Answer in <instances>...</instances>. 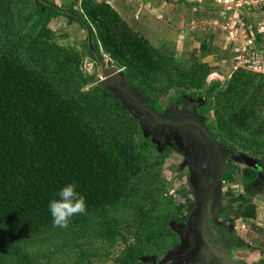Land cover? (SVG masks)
I'll use <instances>...</instances> for the list:
<instances>
[{"label":"trees","instance_id":"obj_1","mask_svg":"<svg viewBox=\"0 0 264 264\" xmlns=\"http://www.w3.org/2000/svg\"><path fill=\"white\" fill-rule=\"evenodd\" d=\"M18 1L0 0V264H33L24 237L43 243L63 233H85L130 209L139 220L133 242L124 238L127 251L116 262L149 264L141 259L161 257L180 242L171 218L183 222L194 207L193 200L177 204L166 191L161 171L172 150L160 153L139 118L110 90L85 87L93 77L83 73L78 52L55 42L53 18L64 16L86 32L91 58L101 62L102 51L107 54L157 110L156 83L193 88L207 100L203 112H213L215 136L264 164V74L238 67L225 81L209 84L212 73L221 72L204 61L213 53L210 39L203 38L189 60L177 58L98 0H81L80 12L34 0L37 16L26 29L12 12ZM69 181L77 183L87 211L65 228L54 227L47 206ZM239 212L228 214L236 218Z\"/></svg>","mask_w":264,"mask_h":264},{"label":"rangeland","instance_id":"obj_2","mask_svg":"<svg viewBox=\"0 0 264 264\" xmlns=\"http://www.w3.org/2000/svg\"><path fill=\"white\" fill-rule=\"evenodd\" d=\"M171 1L172 3H170ZM171 1L169 2L168 15L166 16L165 14V21L171 25L168 26L170 30L168 31L167 29L168 34L163 36H152L151 39L153 40L151 41L166 53L174 52L177 58L189 60L190 52L198 49L203 38L212 40L214 44L213 53L204 58V61L218 66L221 72L212 73L209 84L218 79L225 81L227 74L240 64V62L236 63L235 52L238 48L244 49L241 33L245 30L249 34V26L253 23L259 24L258 29L260 31L255 28L253 33L256 36L259 32L260 40L257 41V45L264 49V0H239L236 3L237 6L234 7L233 14L242 12L240 18H244L245 27L242 28L239 25L238 32L240 33L236 32L233 36H230V31L223 32L218 28L212 27L209 20L205 19L207 16L214 17L215 0H202L201 4L204 6L199 10L196 7H190L186 2ZM81 4L82 2H74L71 4L72 6H67L64 9L69 10L74 7L80 12ZM12 12L19 19L20 27L23 25L26 29L37 16L34 0H19L13 5ZM28 17H31L32 21H26ZM191 17H197L196 19L201 21L199 27L202 31H199V39L201 40L195 43L193 38L177 41L175 39L176 32L180 31L181 21ZM25 21L27 24H25ZM165 21H162L161 24H167ZM49 27L57 33L56 43L70 47L82 56L81 69L83 73L87 78L93 77L85 86L86 88L95 85L99 80V73L102 69L113 65L123 69L103 51L101 62L94 61L84 45L86 32L82 29H76L77 25L68 24V19L64 16L53 18ZM188 29L191 30H188L189 32H192L190 27ZM127 82L130 86L136 88L140 94L139 87L131 84L128 79ZM155 87V94H159V112L164 111L169 106H174L178 102L191 99L200 103L199 112L202 114L205 123L211 128L210 123L213 121L214 116L212 111L203 112L207 103L204 96L194 95L195 90L193 88L167 87V82H158ZM141 96L148 105H151L147 96ZM141 126L144 135L152 139L160 153L172 150L165 158L161 171V178L167 181L166 191L168 194L173 197L174 202L177 204L186 203L189 200L196 201L201 195L204 186L211 182V171L208 169L204 170V177L199 179L198 174L189 168L186 161L188 150L178 132L168 133L165 138V144L162 145L154 140L153 133H149L144 125ZM211 130L213 131L212 128ZM219 141L224 146L233 148L237 153L236 156L229 158L230 165L224 169L222 199L218 210L215 212L216 214L218 212L221 221L233 223L232 227L224 225L223 222L222 225L220 224L221 229L227 228L229 235L235 240L229 252L230 257L236 264H264V164L259 158L247 154L231 144ZM154 199V196L147 199V204L151 205L149 201ZM244 201L247 203L243 211L239 212L237 209L240 208L241 203H244ZM229 209L232 210L229 212L236 214L239 212L240 216L236 218L230 217L228 214ZM216 214L210 218L212 224H215ZM138 220L139 216L135 210H122L112 213L106 220L107 224L101 227L93 225L85 233L80 230L63 233L61 237H49L43 243H32V240L24 237L26 241L23 244V248H26L31 258L34 259L32 260L33 264H117L116 260L124 257L127 251L128 243L124 238L128 237L130 242H133ZM169 223L178 233L183 229L184 224L179 223L175 218H171ZM114 228L119 230L120 233H115ZM98 229L104 231L99 233L97 232ZM109 230L112 234L106 233ZM67 237H69L68 240L66 239ZM180 239L174 250H168L161 257L148 256V258L160 263L172 255L181 253L187 247V239L184 238L182 240L181 237ZM141 260L144 262L148 261L145 258ZM147 263L152 264L150 261ZM208 263L214 264L211 258H209Z\"/></svg>","mask_w":264,"mask_h":264},{"label":"water","instance_id":"obj_3","mask_svg":"<svg viewBox=\"0 0 264 264\" xmlns=\"http://www.w3.org/2000/svg\"><path fill=\"white\" fill-rule=\"evenodd\" d=\"M98 84L103 85L119 98L124 107L140 119L141 125L147 126L148 132L156 131L157 138H162L166 130L178 131L181 136L187 139L192 148V154L194 153L201 163L203 162V167L197 168V171L191 170L198 174L199 179L204 177L203 171L206 169L210 170L212 174V182L207 184L203 196L196 201L195 207L188 217L189 239L191 242L194 241L195 247L183 255L171 256L160 263L152 261L148 257L144 258L152 264H174L190 257L193 253L196 254L198 249L206 245L214 254L217 264H236L227 253L230 248L229 244L222 245L226 239L225 235L219 233L209 222L207 215L210 201L212 209L216 211L220 204L224 167L229 166L224 155L233 154V151L220 145L209 128L194 113V110V112H190L187 109L176 108L168 109L163 114L158 113L147 104L136 88L129 85L125 72L116 65L100 71L99 80L95 85ZM208 260L209 258L205 264H209Z\"/></svg>","mask_w":264,"mask_h":264},{"label":"crops","instance_id":"obj_4","mask_svg":"<svg viewBox=\"0 0 264 264\" xmlns=\"http://www.w3.org/2000/svg\"><path fill=\"white\" fill-rule=\"evenodd\" d=\"M57 6L65 8L72 6L74 2H81V0H50ZM171 0H114L110 5L118 12V14L127 21V23L135 30L142 33L152 43V36H163L168 34V24L165 20V14L168 15ZM180 2H186L190 7H196L197 10L201 9L204 5L201 4L202 0H178ZM170 2V3H169ZM197 17H191L185 21H181L179 28L180 31L176 32L177 41H183L186 38L189 40L193 38V42H197L199 39V31H201V21L196 19ZM209 20L208 16L205 18ZM165 21L167 24H161ZM198 23H197V22ZM159 23V24H158ZM171 26V25H170ZM188 27L192 29L189 32ZM212 28V27H211ZM168 29V31H166ZM178 29V28H177ZM191 31V30H190ZM202 32V31H201ZM196 37V38H195ZM163 38V37H162ZM155 45L154 43H152ZM156 46V45H155Z\"/></svg>","mask_w":264,"mask_h":264},{"label":"flooded vegetation","instance_id":"obj_5","mask_svg":"<svg viewBox=\"0 0 264 264\" xmlns=\"http://www.w3.org/2000/svg\"><path fill=\"white\" fill-rule=\"evenodd\" d=\"M151 107H153L152 105H150ZM199 107H200V103L199 102H196V101H192L191 99L190 100H183V101H181V102H178L177 104H175L174 106H169V107H167L164 111H162V112H159L155 107H153L158 113H160V114H163L166 110H168V109H176V108H179L180 110H182V109H187V110H189L190 112H194V113H196L197 115H198V117H199V119H201V121L203 122V124L205 125V126H207L208 128H209V126L205 123V120H204V118L202 117V114L199 112ZM194 110V111H193ZM134 114V113H133ZM135 115V114H134ZM140 120V119H139ZM145 127H146V130H147V126L146 125H144ZM209 130L213 133V135H214V137L217 139V141L220 143V145L223 147V148H225V149H230V150H232L233 151V154H227V155H224L225 156V161H226V163L228 162L229 163V165H230V159L229 158H232V157H234V156H236V151L233 149V148H230V147H228V146H224L219 140H218V138L215 136V134H214V132L211 130V128H209ZM148 131V130H147ZM170 132H178V131H175V130H166V132L163 134V137L162 138H157V133H156V131H150L149 133H153V135H154V140L155 141H157V142H159L160 144H162V145H164L165 144V138H166V136L168 135V133H170ZM179 133V132H178ZM179 135H180V133H179ZM180 138L183 140V142L185 143V146H186V148H187V150H188V155H187V157H186V161L188 162V166H189V168L190 169H193V170H195V171H197V168H199V167H203V162L201 163V161H200V159L197 157V156H195V154L193 153L192 154V148H191V146L188 144V141H187V139L186 138H184L183 136H181L180 135ZM224 167V166H223ZM225 167H227V165L225 166ZM225 167H224V169H225ZM223 179H224V174H223V176H222V180H221V196H222V190H223ZM211 182H212V180H211ZM210 182V183H211ZM209 183V184H210ZM208 184V185H209ZM206 186L207 185H205L204 186V188H203V190H202V192H201V195L196 199V201L197 200H199L202 196H203V193L205 192V189H206ZM221 199H222V197H221ZM196 201H194V207H195V203H196ZM220 202H221V200H220ZM219 206H220V204H219ZM219 206L217 207V210H218V208H219ZM193 207V208H194ZM193 210V209H192ZM191 210V211H192ZM191 211L189 212V214L187 215V217H186V220L185 221H178L179 223H183L184 225H183V229L178 233L177 231V233L179 234V237H181L182 238V240H184V238L185 239H187V247L181 252V253H178V254H175V255H183V254H185L189 249H191L192 247L194 248L195 247V244H194V241H192L191 242V240L189 239V237H190V229H189V227L187 226V222H188V217H189V215H190V213H191ZM216 212V210H213L212 209V207H211V201L209 202V204H208V210H207V215H208V220H209V222H210V218L214 215V214H216L215 213ZM217 216H216V221H215V224H212L211 222V224L219 231V233H221V234H223V235H225V240L222 242V245H224V244H229V246H230V248H229V252H230V250H231V247H232V244L235 242V240H234V238H232L230 235H229V232H228V229L227 228H225V229H221V227H220V224L222 225V222L224 223V225H226V226H233V223H231V222H228V221H226V222H224V221H221L220 219H219V214H218V212H217V214H216ZM181 234V235H180ZM181 240V239H180ZM179 244V243H178ZM177 244V245H178ZM177 245H175L174 247H172L171 248V250H174L176 247H177ZM224 247V246H223ZM229 252H227L228 253V255H229V258L231 259V257H230V254H229ZM172 256H174V255H172ZM208 258H211L212 260H213V262H214V264H217V260L215 259V257H214V254L213 253H211V250H210V248H208L206 245H203V247H201L200 249H198V252L195 254V253H193L190 257H188V258H186V259H184V260H181V261H177L176 263H174V264H180V263H184V264H205V262H206V260L208 259ZM232 260V259H231ZM235 262V261H234ZM236 263V262H235ZM223 264H227V263H223Z\"/></svg>","mask_w":264,"mask_h":264},{"label":"built area","instance_id":"obj_6","mask_svg":"<svg viewBox=\"0 0 264 264\" xmlns=\"http://www.w3.org/2000/svg\"><path fill=\"white\" fill-rule=\"evenodd\" d=\"M111 4L114 0H98ZM239 0H215L214 17L210 19V25L220 29L223 32L230 31V36L240 33L238 26L245 27L244 18H240L239 14H233L234 7L237 6ZM240 6V5H239ZM249 7V6H248ZM250 8V7H249ZM250 23V22H249ZM259 24L253 23L249 26V34L245 30L242 31L243 47L236 49L235 60L240 62L235 68L243 67L264 74V49L257 45V35L253 33L255 28L257 31ZM238 59V60H237Z\"/></svg>","mask_w":264,"mask_h":264},{"label":"clouds","instance_id":"obj_7","mask_svg":"<svg viewBox=\"0 0 264 264\" xmlns=\"http://www.w3.org/2000/svg\"><path fill=\"white\" fill-rule=\"evenodd\" d=\"M58 198L49 200L48 211L54 227L65 228L71 219L87 211L85 197L75 181L65 183L56 193Z\"/></svg>","mask_w":264,"mask_h":264}]
</instances>
